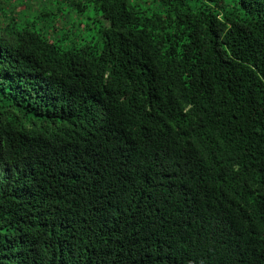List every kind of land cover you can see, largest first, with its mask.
Returning a JSON list of instances; mask_svg holds the SVG:
<instances>
[{
	"label": "trees",
	"instance_id": "trees-1",
	"mask_svg": "<svg viewBox=\"0 0 264 264\" xmlns=\"http://www.w3.org/2000/svg\"><path fill=\"white\" fill-rule=\"evenodd\" d=\"M153 2L0 0V264H264V0Z\"/></svg>",
	"mask_w": 264,
	"mask_h": 264
},
{
	"label": "rangeland",
	"instance_id": "rangeland-1",
	"mask_svg": "<svg viewBox=\"0 0 264 264\" xmlns=\"http://www.w3.org/2000/svg\"><path fill=\"white\" fill-rule=\"evenodd\" d=\"M132 2H134L135 4H138L141 8H144L146 10V12L150 13V12H158V13H162V9L153 2V0H130ZM66 10L62 9V12L64 13ZM92 11H90L89 13H87L86 15L82 16V17H77L76 14H72L70 16V22H69V27L70 29L73 30H78V23L80 21H83L84 23H88L91 22L89 21L87 18L88 16H93L92 15Z\"/></svg>",
	"mask_w": 264,
	"mask_h": 264
}]
</instances>
